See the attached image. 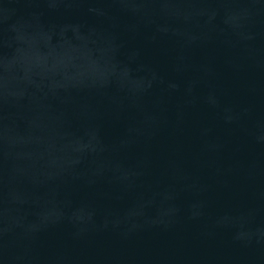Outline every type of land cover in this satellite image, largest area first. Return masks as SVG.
<instances>
[{
	"label": "water",
	"instance_id": "1",
	"mask_svg": "<svg viewBox=\"0 0 264 264\" xmlns=\"http://www.w3.org/2000/svg\"><path fill=\"white\" fill-rule=\"evenodd\" d=\"M0 264H264V0H0Z\"/></svg>",
	"mask_w": 264,
	"mask_h": 264
}]
</instances>
